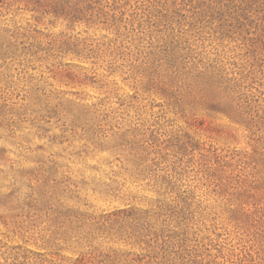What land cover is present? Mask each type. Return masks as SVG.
Segmentation results:
<instances>
[{"label": "rangeland", "instance_id": "374dc122", "mask_svg": "<svg viewBox=\"0 0 264 264\" xmlns=\"http://www.w3.org/2000/svg\"><path fill=\"white\" fill-rule=\"evenodd\" d=\"M0 264H264V0H0Z\"/></svg>", "mask_w": 264, "mask_h": 264}]
</instances>
